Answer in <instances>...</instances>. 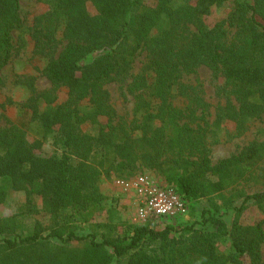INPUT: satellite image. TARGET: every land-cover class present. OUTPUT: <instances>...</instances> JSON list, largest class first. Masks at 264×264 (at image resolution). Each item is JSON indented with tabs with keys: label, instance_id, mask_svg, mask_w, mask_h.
Listing matches in <instances>:
<instances>
[{
	"label": "trees",
	"instance_id": "1",
	"mask_svg": "<svg viewBox=\"0 0 264 264\" xmlns=\"http://www.w3.org/2000/svg\"><path fill=\"white\" fill-rule=\"evenodd\" d=\"M46 2L27 35L50 86L38 91L32 75L16 80L29 89L23 106L40 135L31 139L8 120L0 126V264H264V140L211 158L222 121L234 122L240 135L251 120H264V0ZM223 2L227 14L207 25L205 16ZM22 24L20 0H0V70L18 50L13 31ZM140 52L145 60L133 73ZM200 65L221 76L234 99L211 122L200 84L183 80ZM127 79L131 119L117 113L105 86ZM61 87L66 97L58 101ZM46 141L60 154L36 153ZM139 166L160 173L189 202L220 196L225 210L239 213L252 200L263 218H236L227 230L216 205L200 219L160 227L114 222L113 210L91 224L105 207L102 174L132 175ZM19 191L24 199L1 214ZM89 224L93 230L81 233ZM226 234L230 247L221 249ZM71 240L86 241L71 248Z\"/></svg>",
	"mask_w": 264,
	"mask_h": 264
},
{
	"label": "rangeland",
	"instance_id": "2",
	"mask_svg": "<svg viewBox=\"0 0 264 264\" xmlns=\"http://www.w3.org/2000/svg\"><path fill=\"white\" fill-rule=\"evenodd\" d=\"M146 4H150L152 0H144ZM49 4L46 0H20V15L23 19L22 27L13 31V41L18 46V50L12 55L9 62L0 70V103L5 102L0 113H3L5 118L0 119V126L6 124V121L15 122L24 126L31 139L38 137L40 133L37 129L35 120L31 118L30 109L23 106L26 98L30 95L29 89L22 82H17L18 75L34 76V86L38 91H41L50 86V81L41 73L43 62L32 55V41L27 35L28 27L30 26L33 17L47 9ZM90 13L95 12V8L91 3H88ZM229 11L227 2H223L220 6L212 7L209 14L204 18L207 25L213 24L215 21L224 17ZM145 60L144 52H140L132 65L131 71L137 73L142 69L143 61ZM127 81H110L106 83V88L109 91L110 102L114 106L118 114L131 119L134 115L135 99L132 93L127 91ZM183 80L189 83H199L202 89V95L208 102L207 118L211 121L215 119L216 112L219 107L226 103L233 96L227 91L224 80L221 76H215L213 71L205 65H200L193 73L186 74ZM66 90L61 87L58 92V101L64 100ZM9 99V101H8ZM216 137L218 141L211 145V158L213 161L229 156L232 153H238L242 147L252 140H264V120L255 118L248 123V128L240 135H235V123L229 120H224L220 126L216 128ZM61 150L56 148L50 142H44L36 153L42 155L60 154ZM149 178L155 182H165L160 173L153 169L139 166L134 170L132 175L110 173L102 174L99 180V190L105 196L103 210L95 214L91 224L107 221L109 215H112L109 210L115 213L114 222L124 220L137 223L135 220L136 211L133 201V185L141 178ZM261 182H254V189L261 188ZM246 191H250L247 189ZM24 199V192L19 191L12 193L9 198V203L1 207V214L7 215L13 211L15 202ZM242 198L234 200L235 205H240ZM218 206L222 217L225 220L227 230H230L234 219L242 224H250L259 221L263 218V213L258 209L252 200H248L245 207L236 213L234 209L225 210L224 201L220 196H214L210 199L199 198L193 199L188 203V212L181 218V221L191 222L200 219L202 211ZM180 218H171L172 221ZM83 225L80 227L81 233L92 231V226ZM31 227V222H28ZM264 228V223L262 224ZM216 225L210 224L209 228L213 229ZM120 231V227L118 228ZM100 239V236H97ZM86 240H71L67 242L68 247L75 248L82 246ZM230 247V238L226 234L221 243V249ZM262 254L264 257V243L262 244Z\"/></svg>",
	"mask_w": 264,
	"mask_h": 264
},
{
	"label": "built area",
	"instance_id": "3",
	"mask_svg": "<svg viewBox=\"0 0 264 264\" xmlns=\"http://www.w3.org/2000/svg\"><path fill=\"white\" fill-rule=\"evenodd\" d=\"M133 201L137 223L160 227L178 223L188 212L189 201L167 182H155L147 177L133 185ZM180 218L172 221L171 218Z\"/></svg>",
	"mask_w": 264,
	"mask_h": 264
}]
</instances>
